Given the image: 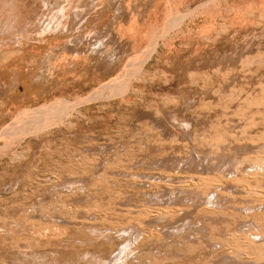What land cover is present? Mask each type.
I'll return each mask as SVG.
<instances>
[{
  "label": "rangeland",
  "instance_id": "rangeland-1",
  "mask_svg": "<svg viewBox=\"0 0 264 264\" xmlns=\"http://www.w3.org/2000/svg\"><path fill=\"white\" fill-rule=\"evenodd\" d=\"M21 7L0 34V264H264L238 258L264 228V178L245 180L264 161V0ZM32 75L51 92L29 100Z\"/></svg>",
  "mask_w": 264,
  "mask_h": 264
},
{
  "label": "bare ground",
  "instance_id": "bare-ground-1",
  "mask_svg": "<svg viewBox=\"0 0 264 264\" xmlns=\"http://www.w3.org/2000/svg\"><path fill=\"white\" fill-rule=\"evenodd\" d=\"M4 1H5V0H4ZM31 1H32V0H31ZM5 2H6V1H5ZM16 2H17V0H16ZM12 3L14 4V2H12ZM20 3H21V2H20ZM26 3H27V2H26ZM66 3H67V2H66ZM15 4H16V3H15ZM56 4H57V3H56ZM2 5H3V4H2ZM8 5H11V6H12L11 2H10V4H8ZM25 5H26V4H25ZM25 5H24V6H25ZM62 5H63V4H62ZM6 6H7V5H6ZM6 6H4V7H6ZM11 6H10V7H11ZM27 6H28V5H27ZM41 6H42V5H41ZM46 6H47V5H46ZM68 7H69V6H68ZM68 7H67V8H68ZM8 8H9V6H8ZM8 8L6 9V11H8ZM21 8H23V7H21ZM65 8H66V7H65ZM65 8H62V9L65 10ZM11 9H12V8H11ZM68 9H69V8H68ZM15 10L18 11L17 8H16ZM21 10H22V9H21ZM26 10H27V9H26ZM60 10H61V9H60ZM64 10H63V11H64ZM0 11H1V10H0ZM2 11H5L4 8H3ZM27 11H28V10H27ZM13 12H14V11H13ZM24 12H26V11H24ZM41 13H42V12H41ZM6 14H8V13H5V15H6ZM20 14H21V13H20ZM9 15H12V14H9ZM9 15H8V17H10ZM17 15H19V14H17ZM17 15H16V17H17ZM21 15H22V14H21ZM25 15H26V14H25ZM13 16H14V19H15V15H14V14H13ZM13 16H12V18H13ZM38 16H39V15L35 16V18H38ZM60 16H61V15H60ZM42 17L44 18V16H42ZM42 17H41V18H42ZM1 19H2V18H1ZM8 19H9V18H8ZM14 19L12 20L13 22H11V23H14ZM39 20H40V19H39ZM31 21H32V20H31ZM35 21H36V19H35ZM41 21H42V20H41ZM41 21H40V22H41ZM55 21H56V20H55ZM55 21H54V22H55ZM0 22L3 23L2 26L6 25V24L8 23V22H5V20H4V22H2V21H0ZM9 22H10V21H9ZM32 22H33V21H32ZM43 22H44V21H43ZM51 22H52V21H51ZM58 22H60V21H58ZM27 23H28V22H27ZM35 23H36V22H35ZM41 23H42V22H41ZM60 23H61V22H60ZM52 24H53V23H52ZM7 25H8V24H7ZM60 25H61V24H60ZM0 28H1V27H0ZM2 28H3V27H2ZM4 28H5V26H4ZM6 28H8V27H6ZM12 28H13V27H12ZM9 29H10V28H9ZM2 32H3V29H0V34H1ZM109 88H110V87H109ZM64 106H65V108H66V105H64ZM67 107H68V106H67ZM65 108H64V109H65ZM67 110H68V109H67ZM62 112H63V111H62ZM57 116H58V115H57ZM39 118H40V117H39ZM44 118H45V116H44ZM44 118H43V120H44ZM59 118H60V117H59ZM40 120H42V119H40ZM46 122H47V121H46ZM32 123H33V122H32ZM50 123H51V122H50ZM42 124H43V123H42ZM44 124H45V123H44ZM38 125H39V121H38ZM36 130H37V129H36ZM255 163H256V162H255ZM254 165H256V164H254ZM256 167H257V168H256L255 172H253L250 176H249V175L247 176V174H245V175H246V176H245L246 178H245L244 176H242V178L244 177L245 180H246L247 182L250 180V179L247 180L248 178H251V179L255 178V179H256V178H258V177L260 176V179H261V178H262L261 175H262L263 178H264V161H258ZM258 167H259V168H258ZM256 171H258V172H256ZM259 171H260L261 173H259ZM240 173H241V172H240ZM240 173H239V174H240ZM259 174H260V175H259ZM244 178H243V179H244ZM263 178H262V179H263ZM202 180H203V179H202ZM212 180H213V179H212ZM216 180H217V179H216ZM216 180H215V181H216ZM232 180H233V179H232ZM205 181H206V180H205ZM209 181H211V180L209 179ZM209 181H208V182H209ZM217 181H218V180H217ZM259 181H262V180H259ZM200 182H201V181H200ZM199 184H200V183H199ZM200 185H201V184H200ZM200 187H202V185H201ZM204 187H205V186H204ZM204 187H203V188H204ZM206 187H207V186H206ZM193 188H194V187H193ZM204 192H205V190H204ZM173 194H174V193H173ZM259 194H260V193H259ZM212 195H213V194H212ZM209 196H210V195H209ZM261 196H263V195H261ZM207 198H208V197H207ZM213 198H214V197H213ZM213 198H212V199H213ZM156 199H157V198H156ZM213 202H214V201H213ZM261 202H264V201H261ZM211 203H212V202H211ZM212 205H213V206H214V205L216 206V204H213V203H212ZM210 207H212V206L210 205ZM217 208H218V207H217ZM213 209H216V208H213ZM248 210H251V209H248ZM147 211H148V210H147ZM147 211H146V212H147ZM251 211H252V210H251ZM212 212H213V211H212ZM247 212H248V211H247ZM148 213H149V212H148ZM181 213H182V210H181V209H179V208H177V207H175V208H173V207H172V208L169 207L168 209L166 208L165 210H162L161 212H159L157 217H159L158 220L164 221L165 219L167 220V219H169L170 217H171V218H175L176 216H179V214L181 215ZM249 213H250V212H249ZM255 213H256V212L253 211L252 214H255ZM247 214H248V213H247ZM247 214H246V215H247ZM250 214H251V213H250ZM250 214H248V216H250ZM257 214H258V213H257ZM257 214H255V215H257ZM255 215H254V217H256ZM259 215H261V213H259L257 216H259ZM250 217H251V216H250ZM254 217H253V218H254ZM259 217L261 218V217H264V216H259ZM160 218H161V219H160ZM260 218H259V219H260ZM162 219H164V220H162ZM254 219H256V218H254ZM259 219H256L257 225H259V222H261L263 218H262L261 220H259ZM154 220H155V219H154ZM158 220H157V221H158ZM263 220H264V219H263ZM155 221H156V220H155ZM167 221H168V220H167ZM167 221H165V222H167ZM169 221H170V220H169ZM172 221H173V220H172ZM258 221H259V222H258ZM170 223H171V222H170ZM171 225H172V223H171ZM260 225H262V224L260 223ZM260 227H261V226H260ZM261 229H262L263 231H262ZM261 229H259V230H261L260 232H262V235H261V236L264 237V228L261 227ZM257 233H258V232H252V234H251L250 236H254V238H248V239L245 240L246 242H243V245H245L244 247L248 250V253H247V254H245V253L247 252V250H245V248H244V251H245V252H243V249L238 248V250H239V249L241 250V251L239 250L240 253H238V252H237V249L235 248V249H236L235 252H237V253L239 254V257H238L239 259H242L243 256L249 255V256H250L249 258H250V259H253L254 261H263V262H264V244H263V243H261V244L258 243V241H257L256 238H259V237L261 238V236H260L261 233H259L258 235H257ZM233 234H234V235L232 236L231 240H234V241L236 240V241H237V244L235 243V244H233V245H237V246H238L239 239H241V238H240V237H236V236H238V234H236V233H233ZM247 237H249V236H247ZM229 240H230V237H229ZM226 241H227V240H225V242H224L225 244L221 243V244H223V246H224L225 248L228 247V246H230V244L227 243L228 241H227V242H226ZM240 241H242V240H240ZM243 241H244V240H243ZM259 242H260V240H259ZM261 242H263V241H261ZM232 243H234V242H232ZM232 243H231V244H232ZM241 243H242V242H241ZM241 243H239V244H241ZM244 243H245V244H244ZM243 245H239V246H242V247H243ZM228 249H229V247H228ZM230 249H231V248H230ZM238 254H237V255H238ZM70 255L74 256V254H72V253H71ZM70 255H69V257H70ZM234 255H235V254H234ZM80 256H81V255H79V257H80ZM235 256H236V255H235ZM64 257H65V256H63L62 259L66 262L67 259L65 260ZM236 257H237V256H236ZM58 258L60 259V257H58ZM58 258L56 257L55 260L57 261ZM67 258H68V256H67ZM72 258H73V257L68 258V259H69V262H70V259H72ZM81 258H82V256H81ZM81 258H80V260H81ZM243 258H244V259H248V257H247V258H246V257H243ZM59 259H58V260H59ZM73 259H76V257L74 256ZM239 259H238V260H239ZM63 260H62V261H63ZM76 260L78 261L79 259L77 258ZM98 260H99V259H98ZM248 260H249V259H248ZM67 261H68V260H67ZM82 261H83V260H82ZM249 261H250V260H249ZM59 262H60V261H59ZM59 262H58V263H59ZM69 262H68V263H69ZM71 262H72V261H71ZM71 262H70V264H71ZM73 262H74V260H73ZM78 264H79V263H78Z\"/></svg>",
  "mask_w": 264,
  "mask_h": 264
},
{
  "label": "crops",
  "instance_id": "crops-1",
  "mask_svg": "<svg viewBox=\"0 0 264 264\" xmlns=\"http://www.w3.org/2000/svg\"><path fill=\"white\" fill-rule=\"evenodd\" d=\"M14 4L11 2L12 6L11 5H8L10 4V2H5L4 5L2 6L1 8V11H0V14H2V17H4L5 19H8L9 18V23H8V26L7 25H4L5 28H0V29H3V32L4 30L10 28L9 30H12L14 29V24H17L19 22H21L22 20V15L20 14L21 12V0H14L13 1ZM16 3V4H15ZM7 5V6H6ZM6 6V7H4ZM9 6V8H8ZM11 6V7H10ZM4 8L5 11H2ZM8 8V11H6V9ZM12 8V9H11ZM17 8L18 11H16L15 9ZM14 11V12H13ZM5 13H8L5 15ZM9 14H12V15H9ZM13 14L15 15V19H14V16ZM19 14V15H17ZM8 15L10 17H8ZM17 15V17H16ZM13 16V18H12ZM14 19V23H11L13 22L12 20ZM6 26L8 28H6ZM13 27V28H12ZM2 32V33H3ZM1 33V34H2ZM54 40V39H52ZM50 39H48L47 36H40L38 37V41L41 43V44H37L36 46L33 47V50L37 53V51L40 49V47H42L43 43H46V42H49V41H52ZM0 49H1V46H0ZM3 60V59H2ZM6 60V58H5ZM4 61V60H3ZM0 60V62H3ZM115 61V60H114ZM116 63V61H115ZM116 67L114 68V73L116 72ZM10 72L12 73H15L16 70L12 67H9V66H0V87H4V77L6 74H9ZM22 80V83L24 84L25 88H26V95L28 97L29 100H36V99H40L42 98L47 92H51L49 87H48V84L47 82L45 81V83H43L44 80H42L41 76L40 75H32L31 78H21ZM5 102L0 100V126L2 124H4L5 122V108H6V105H4Z\"/></svg>",
  "mask_w": 264,
  "mask_h": 264
}]
</instances>
